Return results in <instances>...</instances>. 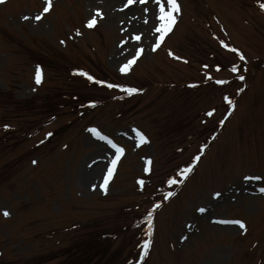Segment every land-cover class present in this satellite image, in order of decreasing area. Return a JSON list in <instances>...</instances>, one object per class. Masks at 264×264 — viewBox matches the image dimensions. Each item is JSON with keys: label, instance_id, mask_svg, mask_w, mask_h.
Wrapping results in <instances>:
<instances>
[{"label": "rangeland", "instance_id": "374dc122", "mask_svg": "<svg viewBox=\"0 0 264 264\" xmlns=\"http://www.w3.org/2000/svg\"><path fill=\"white\" fill-rule=\"evenodd\" d=\"M178 3L181 6V13L177 16L179 27L169 37L171 39L165 47L154 55L150 54L153 36L147 46L135 38L129 42L137 34L133 25L135 23L125 12L111 10L114 6H125L138 8L146 14L139 0L132 6H127L126 0H53L49 15L40 22L24 21L23 17L36 16L41 12L45 7L44 0H10L5 5H0V34L24 36L26 39L23 44L34 40L31 46L34 55L31 59L24 55V50L15 51V44L12 45L0 35V182H15L10 169L3 164L6 162L17 174L28 173L26 181L29 183L26 186L32 188L31 194L48 197L44 198L40 207L42 213H45L44 209L51 203L50 199L59 201L48 207L51 220L47 215L42 218V221L53 227H45V223L33 225L34 221L24 222L20 218L16 225L17 232L20 233L16 234L15 230L11 235H6L0 217V264H35V257L58 251L62 246L66 247L69 235L90 231L95 222L107 220L114 215L117 218L114 223L108 222L107 229L114 230L121 224L124 227L119 229L120 238L112 243V247L114 249L123 246V256L128 264H138L134 251L146 241L147 226L143 227V232H139L138 228L136 231L132 230L129 221H125L127 215L123 210L130 211L138 203V199L129 193L135 192V189L144 191L150 187H159L164 177L176 173L178 168L196 165L193 157L199 154L201 146L207 142L205 139L196 138L185 143L181 137L182 127L185 128L184 137L195 130L207 135L211 123L202 114L209 111L212 104H216L219 99L217 90L209 93L210 88L204 87L203 96L197 98L193 95L192 109L184 110L182 95L174 96L170 92H163V88H173L171 84H182L192 79L204 80L209 75L208 71L189 63L182 65L171 61L168 54L173 49L176 54L192 63L199 57V52L215 49L214 39L221 34L223 26L228 31L229 46L245 57L244 62H241L234 55H224V63H241L245 71L249 65L254 66L257 72L255 69L251 70L249 77L244 74L248 91L239 101L236 112L226 122L224 136L218 146L212 148L210 145L200 164L193 168L197 169L187 184L194 183L196 191L191 189L182 209L175 210L176 213L173 211L176 205L174 203L159 208L161 213L157 214L156 222L159 236L156 237L153 255L147 264H233L234 261L237 264H264V246L257 244L256 250H253V243L258 241L251 234L244 231L240 236V229H222L208 223L211 217H233V214L236 216L239 212H245L253 216L249 219L250 223L264 233V214H259V210L264 211V208L257 202L259 210L255 206L244 208L250 207L248 202L252 198L242 192L244 182H241L243 174L264 177V69H258L264 63V12L259 7L264 0H178ZM149 6V3L145 5L146 8ZM97 11L102 13L103 18L96 17L97 30H90L86 26L87 22ZM113 12L119 16L112 14ZM107 13L113 21H109ZM134 13L138 15V12ZM156 23L149 25V31ZM77 31L81 34L77 35ZM61 41L65 43L62 44ZM47 45L49 50L56 48L61 52L63 60L67 58L76 61L75 64L68 62L66 70L52 65L51 60L44 55L47 52L41 50ZM118 46L127 49L128 54L123 57L118 55ZM136 48L144 49L141 60L127 74L122 75L118 68L134 55ZM238 53L236 52L237 55ZM36 62L46 67L45 82L41 85H32L31 82L33 64ZM98 66L105 77L97 73ZM73 68L85 73L91 71L101 77L94 79H105L106 84L132 87L138 91L128 95L119 88L105 87L103 91H96L85 82L72 84L68 81L70 77L81 76L75 72L71 75L67 73V70ZM211 77L213 80L235 79L226 71L211 74ZM72 93H77L78 105L86 102L84 106L76 109V112L81 111L79 118L75 119L76 115L67 110L62 115H57L59 118L56 121H48L45 108L39 110L49 104L55 106L56 102L63 104L61 99H54L59 95L65 96V100L70 102V97L75 96ZM171 98L181 108L176 115L177 119L172 116L173 124L180 122V131L172 135L174 129H171L165 137H161L162 123L169 124L171 119ZM192 114L193 119L190 117ZM113 117L119 121L116 122ZM190 118L192 122L189 123ZM201 120L205 121L204 125ZM69 123L74 128L70 129ZM87 126L102 129L126 149L127 155L107 192H91L83 186L79 178L85 163L102 154L103 148L89 139ZM133 130L146 131L148 143L137 148ZM51 132L54 133L53 139L47 146L38 149H43L45 160L34 171L28 167L29 160L35 157V153L29 152V148L33 143L48 137L47 134ZM176 142L179 148L177 152H172L171 147ZM225 147V159L230 162L233 157V165H222ZM57 156L59 162L52 165L55 161L50 163V160ZM37 158H41L39 154ZM144 158L153 162L150 176L142 171ZM104 159L97 164L99 170L95 183L102 172ZM223 168H226L225 171L220 172ZM140 179L145 180L143 186L137 183ZM33 180L37 182L34 185L39 190L30 184ZM129 180L131 184L127 183ZM233 180L236 182L229 184ZM151 183L153 185L150 186ZM246 184L253 185L254 182L246 180ZM18 186L22 188L21 178L14 184L0 187V210L14 211L20 208V205L17 208L13 205L17 201L25 209L26 215L34 216L38 205H33L30 197L24 196L22 189L17 190ZM216 193L220 195L217 197ZM258 201L264 204L263 200ZM202 206L209 207L207 216H203V219L197 214L198 208ZM14 217L16 216L12 215ZM240 218L243 219L242 216ZM194 223L199 231L188 226ZM203 225L214 229L203 227L205 237L214 240L219 232L220 239L205 241L200 232ZM42 226L43 235H36L38 228ZM254 226L252 233L255 231ZM63 228L65 229L61 230ZM246 252H250L248 257Z\"/></svg>", "mask_w": 264, "mask_h": 264}, {"label": "snow or ice", "instance_id": "6c2138e0", "mask_svg": "<svg viewBox=\"0 0 264 264\" xmlns=\"http://www.w3.org/2000/svg\"><path fill=\"white\" fill-rule=\"evenodd\" d=\"M136 0H126V4L127 6L132 5L133 3H135ZM6 3V0H0V5ZM45 3V7L43 8V13L46 14L48 13L52 7H53V0H44ZM139 3L141 4H147L148 0H139ZM153 3L155 5L153 11H154V17H155V21H158V23L155 24L154 26V32L158 33V37L156 38L155 42H154V46L152 47V51H155L156 49L160 48L161 44L164 42L165 38L173 31L174 26L177 23V16L181 13V6L178 3V0H153ZM259 7L261 8L262 11H264V3H261L259 5ZM145 12L148 11L147 8L144 9ZM96 17H100L101 19L103 18L102 13H100L99 11L96 12L95 16L90 19L87 22V27L88 28H93L96 24H97V19ZM24 20H30L33 19V17H30L28 15H25L23 17ZM35 20L39 21L42 19V15H36L34 17ZM145 23H147L148 21L145 20ZM77 35H80L81 33L79 31H77L76 33ZM135 40L136 41H140L141 40V36L137 35L135 36ZM61 43H65L64 41H61ZM221 46L226 48L227 50L231 51V52H237L238 50L235 48H229V46L227 44H225L223 41H220ZM144 52L143 48H138V50L136 51L135 56H133L132 59L127 60L126 63L123 64V66L119 69L121 73L126 74L132 67L133 65L137 62V60L139 59V57L141 56V54ZM169 55H173L171 52H169ZM239 55V59L241 61L245 60V57L243 56V54L238 53ZM176 59H180L179 57H174ZM187 61H185L186 63ZM205 67H207L205 65ZM217 71H219V68H217ZM231 71L233 73H236L239 71V66L238 65H234L231 68ZM81 76H85L87 77V79L89 81H92L96 84H102L103 82L100 80H96L94 79L93 76L89 75L88 73H85L83 71H81L79 73ZM240 80H244V76L240 75L238 77ZM208 79H212V77H208ZM35 83L37 85H40L42 83V69L40 68V66H37L35 69ZM217 84H226L228 83V81L225 80H217L216 81ZM107 88L112 89V88H119L120 91L127 93L128 95H132L134 93H136L138 90L136 88H132V87H122L120 85L117 84H113V83H107L105 85ZM240 91H243V89H240ZM224 101L226 102L227 105L231 106L233 109L235 107V101L230 99L228 96H224ZM92 107H95V104L91 105ZM213 111H209L206 113V115H208L209 117H211L213 115ZM228 115H231V112L228 113ZM221 124H223V121L220 122ZM8 126L6 125L5 128H7ZM88 131L90 133L93 134V136L96 137V139L101 140V141H105L106 144L114 150L113 152V156L114 159L111 160V167L107 169V174L105 176H103V184L100 185V187H102L105 192H107V187L109 184V181L111 180V178L113 177V173L114 170L116 169L117 163L120 161L121 156L124 154V148L118 146L116 143H114L111 139H109L106 135L101 134L100 131H98L96 128H90L88 129ZM135 132V137L137 140L136 146H140L142 144H146L148 143V140L146 138V136L138 131V130H133ZM53 135V133H48L47 136L51 137ZM213 139H215V137H213ZM43 142V141H42ZM207 145H202L201 149L199 151V154L195 155L193 157V160L198 162L201 158V155L203 154L204 148ZM33 163L35 164L36 161H33ZM146 165L150 166L152 164V161L149 159L147 161H145ZM193 167H195V164H191L190 166H184V167H180L176 170V175L173 177H169L166 178L164 181H162V183H166L168 185L169 188H172L175 185L178 184H183L184 181L188 178V174H190L193 170ZM144 171L146 173L151 172V168L150 167H146L144 169ZM182 178V179H181ZM245 180H252V179H256V180H260L262 179L260 176H245L244 177ZM137 183L141 186H143L145 184V180L144 179H140L137 181ZM95 187V186H94ZM262 192H264V188L260 189ZM176 193L174 191H166L163 193V200L167 201L170 198H172ZM217 197L220 195L219 193L215 194ZM162 205L160 203H153V206L151 207V209H149L146 212V219H145V224L147 225V234L149 237L152 236L153 234V228H154V213L161 207ZM199 212L204 213L206 211L205 208L201 207L198 209ZM3 215L5 217H8L10 215V213L5 210L3 211ZM221 223H231V224H235V225H239L240 229H244L245 228V224L243 222H241L240 220H232V221H221ZM186 239V237H185ZM152 241L151 239L145 241L142 244V250H143V254L139 256V259L141 260V262L143 261L144 257L148 255V251L150 248Z\"/></svg>", "mask_w": 264, "mask_h": 264}, {"label": "bare ground", "instance_id": "6f19581e", "mask_svg": "<svg viewBox=\"0 0 264 264\" xmlns=\"http://www.w3.org/2000/svg\"><path fill=\"white\" fill-rule=\"evenodd\" d=\"M118 7L119 6H114V7L111 8V10L112 9L114 11H115V9L116 10H120L121 7H119V8ZM124 9L127 10V11H125V13L133 21V23L138 24V28L140 30V31H138V33H140L141 37H142L141 41L143 43H147L149 41V39H150V33H149L148 29H147V25L154 20V16L152 14V11L148 9L147 13L144 14V13H141L137 9L126 8L125 6H124ZM134 12H138V15L135 14ZM112 14H116V16H119V14H117L116 12H113ZM107 16H108L109 21H113L112 17L109 16V13H107ZM143 16H145V18ZM145 20L148 21L146 23V25H144V23H145L144 21ZM135 24H133V25H135ZM120 53H121V55L125 54L122 51H120V52L118 51V54H120ZM102 156L105 157V154L103 153ZM98 170H99V166L97 164H91L90 161H88L86 163V165L83 167L82 171H80V174H79V178H80L81 183L83 184V186H85L86 188H90V189L93 188V181H94V178H95Z\"/></svg>", "mask_w": 264, "mask_h": 264}]
</instances>
